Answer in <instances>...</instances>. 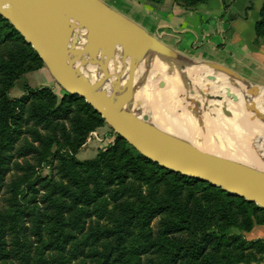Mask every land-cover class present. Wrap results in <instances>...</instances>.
I'll list each match as a JSON object with an SVG mask.
<instances>
[{"label": "trees", "instance_id": "1", "mask_svg": "<svg viewBox=\"0 0 264 264\" xmlns=\"http://www.w3.org/2000/svg\"><path fill=\"white\" fill-rule=\"evenodd\" d=\"M174 3L189 9L207 0ZM254 33L255 43L264 38V0ZM41 67L0 14V264L264 261V239L244 235L264 224L255 203L163 168L118 135L78 159L88 134L105 124L97 111L49 86L9 95L21 76Z\"/></svg>", "mask_w": 264, "mask_h": 264}, {"label": "water", "instance_id": "2", "mask_svg": "<svg viewBox=\"0 0 264 264\" xmlns=\"http://www.w3.org/2000/svg\"><path fill=\"white\" fill-rule=\"evenodd\" d=\"M89 1L98 11V23L114 25L116 42H109L114 34L108 36V32L103 28L100 30L91 23L89 25L92 17L80 5L79 0H0V14L37 52L53 82L64 92L84 99L102 116L115 134L127 141L140 154L163 168L208 182L264 208V169L231 158L224 159L221 158L223 156L191 146L184 142L183 138L181 140L153 124L151 118L143 112H137L131 108L135 100V90H126L121 95L122 88L119 85H113L112 82L108 85L109 90L102 87L109 77V66L115 68L116 58L128 59V65H125L127 79L135 83V78L139 75L137 68L140 54L151 55V52H156L161 62L184 73L182 78L189 93L193 94L194 88L183 70L182 54L149 34L102 0ZM79 26L82 27L80 35L86 43L82 47L83 54L77 64L69 58V47L79 43V38L71 39L73 32ZM117 49L121 51V56L117 55ZM90 64L94 70H101V75L96 73L93 78L87 77L83 70ZM204 65L213 72L229 78H240L242 83H248L234 71L222 65L209 62ZM150 75L143 71L142 74L140 73L141 79L137 80L138 83H145ZM206 78L217 80V76L211 73L206 74ZM157 82L161 86L165 84L163 79H158ZM248 89L251 93H257L259 87L249 84ZM224 90L228 95L231 94L228 87ZM210 96L207 95L208 98H213ZM235 99L233 95V100ZM251 105L264 113V109L257 107L254 102H251ZM191 106L195 105H188V107ZM222 107H225V104H222ZM255 116L264 124V118L261 119L256 114ZM262 146L264 148V139Z\"/></svg>", "mask_w": 264, "mask_h": 264}, {"label": "crops", "instance_id": "3", "mask_svg": "<svg viewBox=\"0 0 264 264\" xmlns=\"http://www.w3.org/2000/svg\"><path fill=\"white\" fill-rule=\"evenodd\" d=\"M102 1L182 54L184 71L202 63L205 72H213L204 63H215L264 88V38L258 43L254 41V25L263 0H229L226 8L220 0H207L189 9L174 0H163L160 4L148 0ZM152 55L158 58L156 52H151ZM244 235L264 239V224L253 226Z\"/></svg>", "mask_w": 264, "mask_h": 264}, {"label": "rangeland", "instance_id": "4", "mask_svg": "<svg viewBox=\"0 0 264 264\" xmlns=\"http://www.w3.org/2000/svg\"><path fill=\"white\" fill-rule=\"evenodd\" d=\"M87 2H90V1H87ZM160 19L162 21L167 20V19H165V17H160ZM172 20L174 22H176V19H172ZM87 25H88V23H87ZM111 25L114 26L113 24H111ZM76 38L77 39L79 38V43L75 46L69 47V54L71 57L72 56L78 57L77 58V64H79L78 61H79L80 57H82V54H83L82 47L86 43V40L84 38H82L80 34ZM261 39H263V38H261ZM84 55H86V52H84ZM158 62L160 64L161 68L166 69V70L172 69L173 71L178 72L177 69H175L174 67L171 66L172 67L171 68V67H169V65H166V63L163 64V62H161V60ZM201 66H202V63H201ZM203 67H205V66H203ZM96 68H97V65H96ZM205 68H207V67H205ZM109 69H110V67H109ZM110 70H112V68ZM98 71H100V70H94L93 66H92V71L90 72L91 74L89 73V75H91V77H92ZM178 73L182 74V72H178ZM185 73L187 74V77L190 78L191 83L193 85H195L197 88V91L195 94L194 93L193 94L188 93L189 90L186 88V91H188V92L184 93V96H186V97H184L182 94L179 95V101L183 105V109H184V111H182L181 114L185 115V116H183V118L181 120H182V122L186 128L188 126V130H190L192 135L195 137V138H193V144L199 145L201 147L203 145L202 137L198 136L195 129H194L198 126V124L195 123L196 120L199 118V115H198L199 112L197 111L198 107L202 108L204 106L202 108V109H204L203 114H206L209 117V119L211 120V122L214 125L213 126L214 128L223 127L225 129L226 128L228 129V126L226 123V118L228 117L229 114L225 115L223 112H229L234 117L237 116L239 114L238 112H240V109L242 107L238 108L239 110H236L234 108L232 109V107H230V105H229V104H231V105L235 104L236 100H241V101H243V103L245 102L246 110L248 109L249 112L254 111L256 115L258 114L257 116L260 115V117L264 118V113L260 109L254 108L251 105V102H254L257 105V107L264 109V94H263V92H261L262 89L259 88L257 93H251L248 89L249 84L250 85L252 84L255 86H257V85L249 82L246 79V77L238 74L241 78H243L244 80H246V82L249 83V84L247 83L248 85L245 83H242L240 78H238V79L237 78H229V77L224 76L222 74L217 75V72L213 73L212 71L211 72H205L204 68H202L198 65L197 66H194V65L190 66L185 71ZM210 73L217 76L216 81L209 80L206 78V74H210ZM245 73H246V71H245ZM153 74H155V76L151 74L148 78L149 81L147 79L146 80L148 82L145 81V83L147 85L146 87H148L150 84V90L147 91L148 93L146 92L147 93L146 95H148V97H147L148 100L142 102V104L144 106L141 107V110H140V112H143L144 114H146L151 119L153 118L154 112H156L158 114L161 113V115L167 114L166 113L167 110L164 109V107H162L161 105L158 106L159 104H157V106H155V105L153 106V104L151 103V101H153V100H152V98H150L151 97L150 95L153 94V92H151V91H153V89L158 88V86H157L158 85V82H157L158 79L165 80L163 77H167V75L166 74L161 75L160 73H153ZM188 74H190V75H188ZM199 74H204V75H199ZM196 75H197V77H196ZM140 77L141 76L138 75L135 78V81H137V80L139 81ZM107 82H108V79H107ZM107 82H104L103 84H106ZM153 82H154V84H156L155 86H153L154 85ZM25 85L32 87V88H38L41 86H49L55 91V93L58 96H60L63 93V90H61L59 88V86L53 82L52 78L50 77V75H49L48 71L46 70V68L44 67V65H43V67H41L39 69L32 70L30 72H27L23 76H21L16 81L15 86L10 90L9 95L11 97L21 96L24 92L23 88ZM225 87L229 88V90L231 92L230 95H228L227 92L224 90ZM137 89L135 90L136 92L134 91V98L142 99L143 96H139V94H138L139 88H137ZM207 95H211L210 97H213V98L215 96L216 97H215V99L208 98ZM233 95L236 97V100H233ZM219 96H220V98L218 99ZM149 98H150V100H149ZM145 99H146V97H145ZM147 102H148V104H147ZM190 104L191 105L194 104L195 106L193 108L192 107L188 108V105H190ZM222 104H225V107H222ZM142 108H143V111H142ZM154 108H157V109L154 110ZM242 109L244 110L245 108H242ZM193 111H195V112H193ZM167 112L170 114L169 111H167ZM187 113H189V114H187ZM176 115H178V114H176ZM191 120L193 121V123ZM260 123L263 125L262 122H260ZM202 126L205 127V123ZM110 129L111 128L105 123L104 125H102V126L96 128L95 130L91 131V132H94L95 134L90 135L91 132L88 134L85 143L80 148L76 157L80 160L91 158L97 153V151L99 149L103 148L106 144L110 143V140L113 141L116 138L117 134H115L113 131L110 132ZM226 133L227 132L219 134V133H217L211 129V130L207 131L206 136H208V138H206L205 140H206L207 144H209L212 148L216 147V150H213L216 153H219V154L226 156V157H230L231 159H234L236 161L238 160V162H243L245 164H249V165L264 169V148L262 146V143H261V145H258V143H257L260 139V136H262L261 134H259V132L254 133V134H256L253 136V138H255V139H251L250 143L253 141L254 142L252 143V145H249V147H248L249 151L251 152L252 161L248 160V158H244L242 156L241 157L239 156L241 151L239 149L238 144L236 143L237 142L236 139L233 138L232 136H230L229 133H227L228 135ZM182 138H183V136H182ZM228 139H229V141H228ZM261 149H262V151H261ZM13 173L14 172H10L7 175V178H6L7 181H9L13 177L12 176ZM41 173H42V175H47L49 173V170L47 168H43L41 170ZM0 203H1V200H0ZM232 231L238 232V230L236 228H233ZM246 238L251 239L249 237H246ZM259 263L260 262H252L250 264H259Z\"/></svg>", "mask_w": 264, "mask_h": 264}, {"label": "bare ground", "instance_id": "5", "mask_svg": "<svg viewBox=\"0 0 264 264\" xmlns=\"http://www.w3.org/2000/svg\"><path fill=\"white\" fill-rule=\"evenodd\" d=\"M87 1H89V0H79V3H80V5L85 10H87L88 14L92 17L89 20V25L91 23V25H93L95 28H98L100 30L103 28V30H106L108 32V36L114 34V36H112V38H111L112 40H109V42L110 43H111V41L116 42V36H115V33L116 32L113 30V28L115 29V27L112 26L111 24L108 26V25H106L107 23H105V22H104L105 23L104 25L101 24V23H98V21H99L98 20V13H97L98 11L95 10V8H94V6H93L92 3L87 2ZM80 31H81V26H79L78 28H76V30L72 34L71 39L76 38L80 34L79 33ZM116 46H117V44H116ZM116 52H117V55H119V56L122 55V53H121V51L119 49H117ZM69 58L74 63H77V58L78 57H76V56H72L71 57L70 54H69ZM116 59H115V61H116L115 68L109 66L110 69L112 68V70L109 69L110 71H109L108 82L106 81L107 83L106 84H103L102 87L109 90L108 85L112 82L113 85H117V86L119 85L122 88V91L123 92H121V95L126 90L127 91H129L130 89L136 90L137 88H139V91H138L139 93L138 92L137 93L139 94V96H143L142 97L143 100L142 99H138V98L136 99L135 98V100H133V103L131 104V108H133L137 112L138 111L140 112L141 107L144 106L142 104V102L148 100L147 99L148 95H146V94L148 93L147 91L150 90V84H149V86H148L149 88H148V87H146L147 86L146 83H141L140 84V83H138L136 81H135V83L130 82L127 79V66H125V65H128V59L127 58H123V57L122 58L119 57V58H116ZM126 59H127V61H126ZM157 59L155 57L151 56L148 53H146V54H143L142 53L139 56V67L137 68L138 69L137 72H138L139 75H140V73L142 74L143 71L146 74H152L154 76H155V74H153V73H160L161 75L162 74H164V75L166 74L167 75V77H163L162 76L165 79L164 80L165 84L163 86L157 85L158 88L153 89V91H151V92H153V94L150 95L151 96L150 98H152V100H153V101H151V103L153 104V106L154 105L157 106V104H159L158 106L161 105L162 107H164V109H166L167 111H169L170 114L167 111H166V113H167L166 115H161V113L158 114V113L154 112L153 113L154 115H153V118L151 119V122L153 124H155L156 126H159L163 130H165V131L173 134L174 136H176V137H178L180 139L183 136L184 142L190 144L191 146H197L200 149L205 150L206 152H210V153H212L214 155L215 154L216 155H219L220 157L223 156V155H221V154L216 153L215 151H213V150H216V147L215 148L214 147L212 148L209 144H207V142H206L205 139L208 138V136H206V134H207V131L208 130H211V129L213 131L219 133V134L220 133L227 132V133L230 134V136H232L233 138L236 139V141H237L236 143L238 144L239 149L241 151V153L239 154V156L240 157L242 156L244 158H248V160H251L252 161V159H251L252 158L251 152L249 151L248 147H249V145H252V143L254 141L252 140L253 142L250 143V140L251 139H255V138H253V136L256 135V134H254L255 132H259V134L262 135V136H260V139L257 142L258 145H261V143H262V141L264 139V126H263L264 124L262 125L260 123V121L258 120V118L254 114L255 112L254 111H253L254 113L251 112V111L249 112L248 109L246 110L245 102L243 103V101L236 100L235 99L236 100V103L235 104H232V105L229 104L230 107H232V109L234 108L236 110H239L238 108H241V107L242 108H245V109L243 110L241 108L240 109V112H238L239 114L237 116H235V117L232 116L231 114H229L228 117L226 118V123H227L228 129L227 128L225 129L223 127H221V128L220 127L219 128L218 127L217 128H214L213 127L214 125L211 122V120L209 119V117L206 114H203L204 109H202V108L204 106L202 105L203 106L202 108L198 107L197 108V111L199 112V114H198L199 115V118L195 122L196 124H198V126L196 128H194V129H195L197 135L200 136V137H202V139H203V145L201 147L199 145L193 144V138H195V137L192 135V133L190 132V130H188V126L186 128L184 126L182 120H181L183 118V116H185V115L181 114L182 111H184V109H183V105L179 101V95L182 94L184 96V93L185 92H188V91H186V88H185L186 86H185V83L183 82V78H182V75H184V74H181V73H178L176 71H173L172 69L171 70L170 69L169 70H166V69L161 68L160 67V64L158 62L160 60H159V58H157ZM83 71H84V73H85V75L87 77H89V78H93L94 77V76L91 77V75H89V73L92 71V66L91 65H86L84 67V70ZM96 73H98L99 75H101L102 71L100 70V71H98ZM188 75H190V74H188ZM196 77H197V75H196ZM148 78L149 77H147V80L149 81ZM140 79H141V77L139 78V80ZM153 84H154V82H153ZM155 85L156 84H154L153 86H155ZM192 86L194 87L192 92L195 94L196 91H197V88L193 84H192ZM261 92H263V94H264V88H262ZM121 95H120V97H121ZM145 97H146V99H145ZM184 97H186V96H184ZM150 98H149V100H150ZM137 100H139V101H137ZM147 104H148V102H147ZM191 107L193 108L194 106H191ZM155 109H157V108H154V110ZM142 111H143V108H142ZM193 112H195V111H193ZM175 113L178 114V115H176ZM189 113H187V114H189ZM259 117H260V115H259ZM203 122L205 123V127L202 126L204 124ZM192 123H193V121H192ZM228 141H229V139H228ZM262 149H261V151H262ZM221 158L227 159V158H230V157L223 156Z\"/></svg>", "mask_w": 264, "mask_h": 264}, {"label": "built area", "instance_id": "6", "mask_svg": "<svg viewBox=\"0 0 264 264\" xmlns=\"http://www.w3.org/2000/svg\"><path fill=\"white\" fill-rule=\"evenodd\" d=\"M92 134H95V133H94V132H91L90 135H92ZM111 141H112V140H110V142H111Z\"/></svg>", "mask_w": 264, "mask_h": 264}]
</instances>
